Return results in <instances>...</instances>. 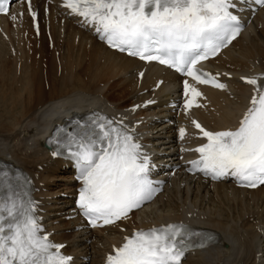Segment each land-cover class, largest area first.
Returning <instances> with one entry per match:
<instances>
[{
	"label": "bare ground",
	"instance_id": "bare-ground-1",
	"mask_svg": "<svg viewBox=\"0 0 264 264\" xmlns=\"http://www.w3.org/2000/svg\"><path fill=\"white\" fill-rule=\"evenodd\" d=\"M51 8L50 29L55 56H50L45 47L48 38L43 34L35 36L37 28L27 14L20 15L17 21L3 16V29L0 30V83L6 84L4 88L0 86V158H9L25 165L34 175L42 173L36 166L39 163L47 164L45 168L52 175L56 172L53 165L58 159H52L41 145L45 126L63 121L76 110H88L94 106L127 108L140 99L149 98L154 92L140 94L139 91L155 85L159 77H164L165 82L156 91L157 94L165 93L171 88L170 81L176 79L173 72L148 64L140 82L137 70L142 63L139 60L108 48L70 18L62 23L57 4H52ZM31 42H35L37 47ZM13 50H17V56L11 53ZM7 56L11 57L10 60L17 58L9 72L5 65ZM45 57L48 62L43 67L41 61ZM213 62L236 75L264 69V10L257 14L254 25ZM41 69L48 81L47 93L41 81ZM232 82L236 97L209 89L215 109H198L199 114L214 127L233 122L250 96L249 85L235 79ZM112 92L121 96L111 100L115 94ZM141 113L147 111L142 110ZM147 121L151 122L150 126L144 128L148 132V139L158 151L169 152L164 144L173 140V124L153 123L151 119ZM169 155L173 157V154ZM51 174L47 177L41 175L37 181L44 180L43 186H49ZM51 198L46 197L45 200ZM57 198L59 200L50 204L57 208H49L46 214L50 221L58 220L52 227L65 230L72 226V221L64 220L65 216L58 214V210L65 208L70 199L61 195L53 199ZM179 218L207 225L220 234L215 245L204 250L197 249V253L186 258L183 264H264V240L260 231L264 227V187L239 188L227 182H207L203 178L177 172L152 203L134 212L128 219L129 224H123L152 225ZM105 230V234H99V231ZM123 233L118 227L94 230L89 234L91 242L85 241L87 236L82 231H58L54 235L68 242L65 247L67 251L76 253L78 257L88 256L89 261L79 258L82 264H87L98 262L112 243L121 240Z\"/></svg>",
	"mask_w": 264,
	"mask_h": 264
},
{
	"label": "snow or ice",
	"instance_id": "snow-or-ice-1",
	"mask_svg": "<svg viewBox=\"0 0 264 264\" xmlns=\"http://www.w3.org/2000/svg\"><path fill=\"white\" fill-rule=\"evenodd\" d=\"M8 3L0 0V13H9ZM65 6L109 46L167 65L196 84L227 87L197 65L239 35L233 0H65ZM241 79L253 86V96L239 127L213 132L192 120L207 142L194 149L200 158L190 164L212 179L232 176L242 186L256 188L264 185V84L259 77ZM183 83L189 97L185 110L199 107L196 98L202 93L187 79ZM93 123V131L67 133L63 147L83 181L78 201L83 214L93 226L97 221L113 225L151 200L157 189L148 177L149 157L141 145L126 130L114 127V121L101 117ZM179 132L183 139L186 130ZM6 181L7 174L0 173V184ZM7 187V195L0 197V264H68L71 258L59 253L63 245L41 234L34 202L25 203ZM191 235L196 233L184 224L136 230L108 256L107 264H181Z\"/></svg>",
	"mask_w": 264,
	"mask_h": 264
},
{
	"label": "rangeland",
	"instance_id": "rangeland-1",
	"mask_svg": "<svg viewBox=\"0 0 264 264\" xmlns=\"http://www.w3.org/2000/svg\"><path fill=\"white\" fill-rule=\"evenodd\" d=\"M13 43V42H12ZM11 43V44H12ZM33 44H34V46H35V42H32ZM33 46V45H32ZM35 47H37V46H35ZM7 60H8V62H6L5 63V65H6V71L7 72H9L13 67H14V65H13V62H12V60H10L11 59V57L10 56H7ZM41 71H43V75H42V72ZM40 73H41V81H42V84H45V86H46V77H45V73H44V70H40ZM0 86H1V88H4V87H6V84L5 83H0ZM49 88V87H48ZM46 89V93L48 92V90L49 89ZM119 96H121L119 93H115L114 95H112L111 97H112V99L111 100H117V98L119 97ZM39 108V107H38ZM38 169V168H37ZM39 170V169H38ZM59 175H60V177L58 178V179H56V177L54 178L53 177V179H51L50 180V177H49V180L52 182V186H54V188H55V181H54V179L56 180V181H63V180H61L60 178H62L61 177V175L62 174H64V173H58ZM55 175V174H54ZM52 177V176H51ZM50 182V183H51ZM53 199V197L51 198V200ZM55 200H59V198H57V199H53V201H55ZM60 201H62V200H60ZM61 203V202H60ZM218 203V202H217ZM61 224H63V223H61Z\"/></svg>",
	"mask_w": 264,
	"mask_h": 264
}]
</instances>
